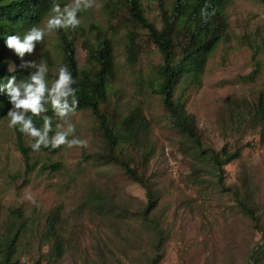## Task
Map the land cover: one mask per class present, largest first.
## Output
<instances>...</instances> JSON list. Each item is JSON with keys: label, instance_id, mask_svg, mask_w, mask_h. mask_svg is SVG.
Here are the masks:
<instances>
[{"label": "rangeland", "instance_id": "rangeland-1", "mask_svg": "<svg viewBox=\"0 0 264 264\" xmlns=\"http://www.w3.org/2000/svg\"><path fill=\"white\" fill-rule=\"evenodd\" d=\"M111 2L116 4L117 0H96L97 7L78 13L79 27L85 29L88 24H95L107 32L114 45L117 74L109 89V110L120 111L139 103L149 119L155 154L147 174L153 173L157 179L160 197L155 214L170 233L160 264H243L264 232V130L230 128L225 100L232 96L252 101L256 92L264 89V5L258 0H231L226 9L230 38L219 42L210 53L201 86H193L186 101V109L194 115L206 145L217 150L225 146L239 152L222 166L221 189L216 177L203 175L210 179L203 184L195 181L190 157L183 153L180 135L169 124L160 100L136 79L138 74L154 79V66L159 62L158 51L146 40L143 31L138 30L141 53L137 64L130 67L125 62L122 39L126 29L117 21L119 11H109L107 4ZM72 3L73 0H62L60 6ZM142 4L146 15L159 26L155 1L142 0ZM51 14L50 11L37 26L42 27ZM244 35L257 38L260 44L258 58L262 73L253 81L241 79L253 70L252 51L245 46ZM75 46L77 62L83 67L86 51L80 40L75 41ZM44 53L56 65L60 63L56 32L46 35L27 60L25 57L21 60L11 50L8 70L16 72L28 61L45 62ZM57 76L54 68L48 70L49 87ZM6 117L0 120V223L9 209L20 208L25 217L35 220L33 227H43L47 212L59 206L67 242L59 264H140L144 241L139 236L143 233L138 221L114 213L105 217L87 200L89 192L97 190L133 209L145 202L144 189L127 178L118 166L93 157L85 159L87 154H103L106 150L90 111L76 110L71 117L75 137L86 139L87 148L62 146L53 152L42 149L35 152L30 147L34 141L25 136L29 148L27 163L32 166L28 171L16 145L15 130L8 127ZM58 123L62 122L54 121L50 136L57 131ZM55 163L60 166L52 167ZM226 187L238 188L240 198L245 188L251 189L249 205L258 217L257 222L246 216L237 202L239 199L226 191ZM29 194L35 198V205L27 199ZM98 248L102 250L103 263ZM46 251L47 247L38 242L35 234L21 249L18 264H44Z\"/></svg>", "mask_w": 264, "mask_h": 264}, {"label": "trees", "instance_id": "trees-1", "mask_svg": "<svg viewBox=\"0 0 264 264\" xmlns=\"http://www.w3.org/2000/svg\"><path fill=\"white\" fill-rule=\"evenodd\" d=\"M155 1L159 26L146 15L142 0H117L116 4H107L110 12H118L117 21L125 29L122 39L124 60L128 66L137 64L141 53V39L138 30L146 35L158 51L159 62L155 64L156 76L148 79L138 74L136 79L143 88L155 94L161 102L171 127L180 135L183 153L190 157L191 171L195 181L203 184L210 179L203 175L216 177L215 182L223 189L222 166L239 155L238 150L227 147L219 150L204 143L194 115L186 109V101L193 86H201L210 53L219 42L229 40L227 7L231 0H151ZM264 5V0H258ZM62 4V0H0V85L15 76L17 81L27 79L29 72L22 68L16 72L8 70L11 52L6 46L9 35L23 36L28 29L39 25L50 13L53 4ZM115 5V6H113ZM207 7L210 15L207 22L202 19V9ZM123 11V12H121ZM77 30L57 31V46L61 56L58 65L47 53L45 63L48 70L58 72L66 65L71 72L79 100L77 110L87 109L96 119L97 130L105 145V153L85 155V159L96 158L99 161L118 166L127 178L144 189L145 202L133 209L121 205L112 196L103 191L92 190L88 194V203L99 214L107 217L114 213L119 217H131L138 221L144 241L140 264H160L165 244L170 233L164 228L162 219L155 214L159 206L160 191L153 173L147 174L148 165L155 154L151 137V126L141 104H132L120 111L109 110V89L116 79V56L114 45L107 32L95 24ZM80 40L86 51V61L80 67L76 59L75 41ZM245 46L252 51L253 70L243 81H253L262 73V63L258 58L260 44L257 38L243 36ZM25 60L28 54L25 55ZM54 66V67H53ZM227 125L232 129L264 130V89L256 92L252 101L228 97L225 100ZM12 105L6 93L0 92V120L8 114ZM45 115L58 120L51 104H46ZM37 128H43V119L34 117ZM51 133V132H50ZM49 133V134H50ZM25 135L15 130L16 145L26 161V171L32 168L28 161L29 148L25 145ZM44 151H56L41 148ZM55 163L52 167L57 168ZM203 173V174H202ZM237 197V202L246 216L253 222L254 215L249 203L253 196L250 188H245L241 198L238 188H224ZM111 220V219H108ZM61 208L50 209L44 217L43 227H33L35 220L25 217L20 208L9 209L6 219L0 223V264H18V255L26 241L36 234L38 242L47 247L44 264H59L66 252V237L61 227ZM111 221L110 224H112ZM115 227V226H114ZM142 235V236H141ZM99 260L103 263L101 248H98ZM40 262V260H38ZM243 264H264V232L260 241L249 251Z\"/></svg>", "mask_w": 264, "mask_h": 264}, {"label": "clouds", "instance_id": "clouds-1", "mask_svg": "<svg viewBox=\"0 0 264 264\" xmlns=\"http://www.w3.org/2000/svg\"><path fill=\"white\" fill-rule=\"evenodd\" d=\"M96 0H73L72 4L65 5L63 8L59 4H53L51 15L44 22L43 26H33L24 35H9L6 39V46L13 50L21 59L26 54L32 55L35 52L37 44L43 42L46 35H52L59 30L75 31L81 24L78 13L82 10H89L97 7ZM205 9H202V19L207 22L210 15ZM22 69L32 70L27 79L17 81L15 76L7 79L6 84L0 85V92L6 91L9 102L12 105L8 111V127L18 130L21 134L31 138L34 142L30 147L38 152L41 148H50L52 150L62 146L71 148H87L88 141L75 137V125L71 123V117L76 114L79 100L77 90L72 87L75 80L66 65L58 68V76L52 81L49 87L47 81L48 66L42 60L28 61L21 64ZM51 104L55 117L62 123L56 125L57 131L50 136L52 132L53 118L45 115L48 111L45 104ZM34 117L43 119V128H37L34 123ZM73 137L69 139V137ZM27 199L36 204L35 198L29 194Z\"/></svg>", "mask_w": 264, "mask_h": 264}]
</instances>
